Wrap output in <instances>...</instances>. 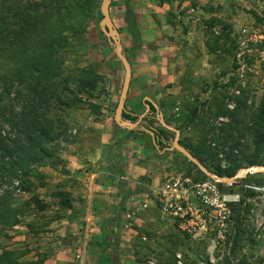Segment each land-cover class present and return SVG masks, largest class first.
Listing matches in <instances>:
<instances>
[{
    "label": "rangeland",
    "instance_id": "rangeland-1",
    "mask_svg": "<svg viewBox=\"0 0 264 264\" xmlns=\"http://www.w3.org/2000/svg\"><path fill=\"white\" fill-rule=\"evenodd\" d=\"M3 2L4 0H0V8H2ZM100 3L101 0H97L94 12L87 21L85 33L70 39L69 46L66 47L69 54L63 64L64 75L79 72L84 64L86 68L94 71L93 64H98V66L102 65L103 68H106L108 72H112L113 65L110 59L113 57L117 61L115 63L119 67L122 66L116 56L114 42L107 39L101 30ZM226 6L228 8L224 13L226 17L233 16L232 25L227 21L203 19L197 22L200 23V26L196 23V29H201L209 34L210 42L208 43L215 44L216 46L213 47H217V50L220 49L221 53L209 57L212 58L213 64L217 65V69L211 73L202 69L201 64L209 59L199 50L200 47H194L196 50L194 58L187 62L189 74L183 80L186 87H184V98L188 103L186 108L190 113L197 106L200 120H196L191 126L184 128V141L187 142L190 139L192 142H197L204 127L209 131L211 123L216 121L217 118L213 117L214 110H207L208 103L212 101L213 97L226 95V106L229 110H233L236 107L234 98L243 94L242 97L247 101V109L243 111L239 128L245 136L241 140V146L237 148L238 150H234V155L231 156L234 161L242 163L240 169L252 167L245 159L254 156L257 158V165L264 167V139L260 143L259 137L256 134L253 135L256 125V123L254 125V120L264 101V0H230V4ZM114 25L121 42L119 31L121 28L117 21ZM232 28L235 29V33L232 32ZM219 37H228L225 47L217 45ZM241 42L244 44L241 45ZM121 45H123L122 42ZM125 51L123 50L124 56L127 52ZM96 73L99 74L97 71ZM101 76L103 81L99 83L93 99L77 103L65 110H56L57 116L63 121V127L66 130L64 138L59 139L54 145L58 161L46 159L36 164L30 178L26 180L29 184L24 183L23 185L25 189H29L27 192L21 187L20 180H13L11 183L0 180V198L4 195V191L10 192L18 214L17 224L11 228H4L0 234V252L3 250L15 251L19 262L24 264H97L95 254L90 255V253H94L90 247L94 248L93 244L96 243L99 251L103 246V252H106L102 258L110 255L113 264L120 263L113 251L119 241L117 232L116 234L113 232L111 235L107 233L109 239L107 246L102 245L106 241L105 238H102V242L99 240L95 242L94 239L93 243L90 241L91 232L87 229L86 222L79 220L81 215H78L74 209L75 184L73 180H66V175L69 172L64 168V162L59 157L67 146L75 141L79 129L84 126V124H78L80 121H84L88 116L93 119L101 116L103 101L110 94L102 86L108 84L110 77ZM124 78L122 76L119 81L120 85L114 96L115 102L109 110V115L113 119L119 95L123 89ZM227 85L228 87L225 88ZM11 99H13L12 108L18 111L20 100H16L14 95L11 96ZM89 101L99 107L98 112L89 105ZM2 105L7 111V104L4 102ZM137 116L134 118L137 119ZM210 116L213 118L206 120ZM145 119L139 128L152 130L154 127H161L155 115L154 119ZM219 121L228 122V119L221 117ZM184 125L180 124V126ZM173 140L174 134L165 129L161 139L163 148L159 149L164 152L169 149V152L173 153L174 165L170 168L175 167L170 169L165 177L181 172L198 180L207 179L205 176L201 177L196 166L183 155L171 150ZM217 150L220 162L217 159L206 161V165L212 172H215L214 165H219L221 169L227 170L231 164L224 159L226 150L223 151L221 148ZM165 177H161V182ZM247 177L248 179L243 182L242 187L231 185L218 187L225 195L238 196V200L229 205L231 214L224 226L214 221L203 239L198 242L190 241L182 230L176 228V233L168 236L174 237L175 240L164 242V244L170 242V246L158 244L157 246H148L154 239L142 235L141 238H137L139 244L142 245L138 244L137 248L134 247L130 251L132 255L128 258L126 256V261L123 264H147L150 260H154L156 264H175L177 254L182 256L183 264H264V173H254ZM31 199H37L38 203L35 204ZM241 199L244 201L238 215V202ZM96 234L99 236L98 230Z\"/></svg>",
    "mask_w": 264,
    "mask_h": 264
},
{
    "label": "crops",
    "instance_id": "crops-1",
    "mask_svg": "<svg viewBox=\"0 0 264 264\" xmlns=\"http://www.w3.org/2000/svg\"><path fill=\"white\" fill-rule=\"evenodd\" d=\"M227 4L230 0H111L109 15L114 28L115 21L121 28L122 47L131 67L126 114L139 116L145 110V99L149 98L159 107L167 124L179 127L178 123L188 114L183 80L189 74L187 62L194 58V47H200L207 55L209 60L201 64L207 73L217 69L209 57L221 53L220 49L210 50L216 45L208 43L209 34L196 29V23L203 19L232 25L233 16L226 17L224 13ZM128 6L129 28L138 32L137 44L125 22ZM225 44L220 39L217 45L225 47ZM114 58L110 59L112 72L93 64L95 71L110 77L108 84L102 85L110 94L103 101L101 116L96 119L88 116L80 121L78 124L84 126L59 157L69 172L66 180L75 184L74 209L81 215L79 220L86 222L90 241L102 242L105 238L102 245L107 246L108 235L117 232L119 241L113 251L119 264H123L126 256L132 255L130 251L138 247V237L147 235L154 239L148 246H170V242H164L175 240L168 236L175 234L178 227L162 215L157 201L158 187L168 171L175 168H170L174 165L173 153L159 149L149 128L127 131L118 127L109 115L119 81L125 77L123 66L119 67ZM84 68L85 64L81 66ZM184 138V131H180V139ZM161 177H165L162 182ZM95 244L90 247L94 250L90 255L95 254L98 261L106 252L103 253V246L99 251ZM107 257L110 259V255Z\"/></svg>",
    "mask_w": 264,
    "mask_h": 264
},
{
    "label": "trees",
    "instance_id": "trees-1",
    "mask_svg": "<svg viewBox=\"0 0 264 264\" xmlns=\"http://www.w3.org/2000/svg\"><path fill=\"white\" fill-rule=\"evenodd\" d=\"M97 0H4L0 8V180L12 182L20 180L21 187L30 178L34 166L42 161L56 160L54 145L63 139L66 133L63 121L57 116V109H68L95 97L103 77L93 69L85 68L74 74H63V64L68 57L66 47L70 39L85 33L86 24ZM125 22L130 30L128 15ZM258 20V17H256ZM135 43L139 41L138 32L130 30ZM219 37L217 40H227ZM217 47H210L216 51ZM232 84V83H231ZM225 86V88H227ZM226 90V89H225ZM20 100L19 110L12 108L11 96ZM243 94L236 96V107L229 110L225 103L226 95L213 97L207 110H214L217 118L211 123L209 131L203 129L197 142L180 139V144L194 158L208 169L207 160L218 159V148L224 151V159L230 167L223 170L214 165V171L220 176L232 177L241 168L240 161H234L231 155L241 146L244 134L240 131L243 111L247 109ZM13 98V97H12ZM7 104V111L3 103ZM8 102V103H7ZM90 102V101H89ZM9 105V106H8ZM89 105L98 112V106ZM204 106V105H203ZM254 120V130L262 143L264 139V101ZM199 108L195 106L177 127L184 131L194 121L200 120ZM204 114V113H203ZM155 109L150 106V115L145 120L154 119ZM207 117L206 120L213 118ZM224 117L228 122L219 121ZM228 117V118H227ZM123 118L135 121L134 117L123 113ZM185 121V122H184ZM206 124V123H205ZM155 144L163 148L161 139L165 129L152 128ZM214 144V146H212ZM251 166L257 165L256 156L245 159ZM199 172V171H198ZM201 177L204 175L199 172ZM248 177L240 180V187ZM238 186V187H239ZM218 187L223 185L218 184ZM26 192L29 189H25ZM33 198V197H32ZM10 192L0 198V234L4 228L17 224V207L13 204ZM32 200V199H31ZM35 204L37 199L32 200ZM244 199L238 202V215ZM104 253V252H103ZM15 251L0 252V264H24L19 262ZM36 264V263H27ZM97 264H113L108 257H100Z\"/></svg>",
    "mask_w": 264,
    "mask_h": 264
},
{
    "label": "built area",
    "instance_id": "built-area-1",
    "mask_svg": "<svg viewBox=\"0 0 264 264\" xmlns=\"http://www.w3.org/2000/svg\"><path fill=\"white\" fill-rule=\"evenodd\" d=\"M157 196L162 215L192 242L201 241L214 221L224 226L231 214L229 205L238 200V196L223 194L210 179L198 180L181 172L168 176ZM147 264L156 263L150 260ZM175 264H183L181 255L175 256Z\"/></svg>",
    "mask_w": 264,
    "mask_h": 264
},
{
    "label": "water",
    "instance_id": "water-1",
    "mask_svg": "<svg viewBox=\"0 0 264 264\" xmlns=\"http://www.w3.org/2000/svg\"><path fill=\"white\" fill-rule=\"evenodd\" d=\"M110 3L111 0H101L100 3V13L102 15L101 30L105 34L107 39L112 40L114 42L116 47L115 50L116 56L121 62L125 72L124 85L118 99L117 108L114 116V121L116 125L127 131H133L135 129H138L143 119L150 114V106H153L155 109V118L158 121V123L161 125V127L174 134V140L171 150L176 151L181 155H183L190 163L196 166V168L207 179L212 180L216 184L239 186L240 180L246 178L248 175L254 173H264V167L259 165H255L249 168H242L232 177L220 176L217 173L212 172L211 170L206 168L200 161L194 158L193 155L180 144V131L177 128L167 124L159 107L149 98L145 99L147 101V103L144 104L145 110L137 117L135 121H130L128 119L123 118L125 100L128 94L130 81H131V67L127 58L123 54V48L120 42L119 35L115 30L109 15Z\"/></svg>",
    "mask_w": 264,
    "mask_h": 264
}]
</instances>
